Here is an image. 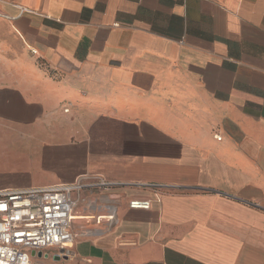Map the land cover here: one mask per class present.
I'll list each match as a JSON object with an SVG mask.
<instances>
[{
	"label": "crops",
	"instance_id": "crops-1",
	"mask_svg": "<svg viewBox=\"0 0 264 264\" xmlns=\"http://www.w3.org/2000/svg\"><path fill=\"white\" fill-rule=\"evenodd\" d=\"M0 126L3 187L123 184L31 264H264V0H0Z\"/></svg>",
	"mask_w": 264,
	"mask_h": 264
},
{
	"label": "built area",
	"instance_id": "built-area-1",
	"mask_svg": "<svg viewBox=\"0 0 264 264\" xmlns=\"http://www.w3.org/2000/svg\"><path fill=\"white\" fill-rule=\"evenodd\" d=\"M121 186L103 180H79L44 188L0 189V264H31L33 253L48 250H54L58 257H69L74 243L71 222L77 204L73 194ZM130 186L155 187L141 183ZM128 208L148 210L150 202L133 199Z\"/></svg>",
	"mask_w": 264,
	"mask_h": 264
},
{
	"label": "rangeland",
	"instance_id": "rangeland-1",
	"mask_svg": "<svg viewBox=\"0 0 264 264\" xmlns=\"http://www.w3.org/2000/svg\"><path fill=\"white\" fill-rule=\"evenodd\" d=\"M0 140V189L11 188L3 186L10 185L9 183L17 181L22 177L19 160L25 157L22 155L20 157L19 151L13 147L10 126H4L3 131L0 126ZM77 219L75 218V220Z\"/></svg>",
	"mask_w": 264,
	"mask_h": 264
},
{
	"label": "water",
	"instance_id": "water-1",
	"mask_svg": "<svg viewBox=\"0 0 264 264\" xmlns=\"http://www.w3.org/2000/svg\"><path fill=\"white\" fill-rule=\"evenodd\" d=\"M40 254H41V253H37V254L33 253L32 256L34 257L35 255H40Z\"/></svg>",
	"mask_w": 264,
	"mask_h": 264
}]
</instances>
